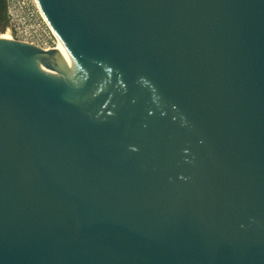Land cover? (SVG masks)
I'll return each mask as SVG.
<instances>
[{
    "label": "water",
    "instance_id": "95a60500",
    "mask_svg": "<svg viewBox=\"0 0 264 264\" xmlns=\"http://www.w3.org/2000/svg\"><path fill=\"white\" fill-rule=\"evenodd\" d=\"M69 57L0 38V264H264V0H38Z\"/></svg>",
    "mask_w": 264,
    "mask_h": 264
},
{
    "label": "built area",
    "instance_id": "2783aa9c",
    "mask_svg": "<svg viewBox=\"0 0 264 264\" xmlns=\"http://www.w3.org/2000/svg\"><path fill=\"white\" fill-rule=\"evenodd\" d=\"M6 6V34L11 40L27 43L45 51L59 46L60 39L37 0H6Z\"/></svg>",
    "mask_w": 264,
    "mask_h": 264
},
{
    "label": "bare ground",
    "instance_id": "6f19581e",
    "mask_svg": "<svg viewBox=\"0 0 264 264\" xmlns=\"http://www.w3.org/2000/svg\"><path fill=\"white\" fill-rule=\"evenodd\" d=\"M37 3L39 4L38 0ZM40 6V4H39ZM41 8V7H40ZM42 10V9H41ZM43 12V11H42ZM44 14V13H43ZM7 40H11V37L6 34ZM57 51L56 55H59L62 53L64 57H69L71 54L69 53L68 49L66 46L60 41L59 46L55 49Z\"/></svg>",
    "mask_w": 264,
    "mask_h": 264
},
{
    "label": "trees",
    "instance_id": "16d2710c",
    "mask_svg": "<svg viewBox=\"0 0 264 264\" xmlns=\"http://www.w3.org/2000/svg\"><path fill=\"white\" fill-rule=\"evenodd\" d=\"M3 7H4V12L6 13V3L4 1L3 3ZM0 21L3 23V27H2V30L5 31L7 29V26H8V22H7V18H6V15L4 16H1L0 15Z\"/></svg>",
    "mask_w": 264,
    "mask_h": 264
},
{
    "label": "flooded vegetation",
    "instance_id": "af4514ba",
    "mask_svg": "<svg viewBox=\"0 0 264 264\" xmlns=\"http://www.w3.org/2000/svg\"><path fill=\"white\" fill-rule=\"evenodd\" d=\"M4 1L6 3V0H0V15L1 16L6 15V18H7V7H6V13L4 12V7H3ZM0 25H1V27H3V23L1 21H0Z\"/></svg>",
    "mask_w": 264,
    "mask_h": 264
},
{
    "label": "rangeland",
    "instance_id": "374dc122",
    "mask_svg": "<svg viewBox=\"0 0 264 264\" xmlns=\"http://www.w3.org/2000/svg\"><path fill=\"white\" fill-rule=\"evenodd\" d=\"M0 38H1V39H5V40H7V37H6V30L3 31L1 25H0Z\"/></svg>",
    "mask_w": 264,
    "mask_h": 264
}]
</instances>
